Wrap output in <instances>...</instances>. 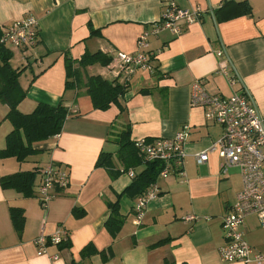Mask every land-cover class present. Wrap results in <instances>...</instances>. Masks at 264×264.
I'll return each mask as SVG.
<instances>
[{"label": "crops", "instance_id": "0c3cea01", "mask_svg": "<svg viewBox=\"0 0 264 264\" xmlns=\"http://www.w3.org/2000/svg\"><path fill=\"white\" fill-rule=\"evenodd\" d=\"M224 1L174 0L181 9L200 8L199 20L183 25L179 35L163 31L150 37L152 71H137L125 81L114 59L118 53L137 52L140 33L160 20L161 0H0L1 31L30 16L38 23L33 48L8 46L11 66L25 68L19 77L25 98L18 111L30 114L43 103L62 105L69 113L59 135L34 144V155L23 162L0 159V178L36 171L31 197L0 186V264H245L223 262L218 253L225 244L222 218L241 190L239 172L232 168L221 176L222 159L216 153H210L204 164L196 163V155L216 142L222 129L205 119L203 109L189 105L192 85L201 82L208 93L223 98L233 91L247 93L264 116V0H234L246 1L251 13L236 15L240 8L230 5L215 17ZM220 49L229 60V76L238 80L234 86L217 72L215 52ZM96 52L110 57V63L88 66L84 75L126 83V93L119 99L122 113L115 104L94 110L84 88L65 90L64 54L79 60ZM7 112L0 103V123L5 125L0 150L12 130ZM183 127L187 136L181 168L163 178L158 175L148 187L155 186L158 196L137 221L133 206L138 196L119 200L117 196L145 166L141 163L123 172L115 158L116 136L128 128L132 142L172 138ZM101 153L112 156L120 172L116 178L95 166ZM50 163L67 171L69 183L42 205L37 197L39 171ZM116 201L123 223L112 236L105 222ZM10 208L22 211L19 232L11 223ZM188 217L196 220L186 221ZM59 228L68 233L66 245H49L46 254L37 255L33 241ZM240 230L253 250L264 255V228L258 220L248 217ZM160 241L166 242L155 245ZM87 245L104 252L106 260L99 254L82 258Z\"/></svg>", "mask_w": 264, "mask_h": 264}, {"label": "built area", "instance_id": "2783aa9c", "mask_svg": "<svg viewBox=\"0 0 264 264\" xmlns=\"http://www.w3.org/2000/svg\"><path fill=\"white\" fill-rule=\"evenodd\" d=\"M161 3L163 12L160 20L140 33L136 40L137 52L134 55L118 53L114 59L125 81L137 71H152L150 62L154 53L149 50L150 37L163 31L179 35L183 25L197 22L202 14L198 7L181 9L174 0H161ZM37 38L38 23L30 16L3 29L0 43L27 50L36 45ZM215 56L219 60L217 72L227 79L230 86H234L238 80L228 74L229 60L225 51L220 49L215 52ZM189 105L203 109L205 119L222 129L221 137L207 150L196 155V163L204 164L210 153H216L222 159L219 174L224 176L230 169L236 168L241 179V190L222 218L225 244L218 251L220 259L226 263L261 264L264 255L253 250L240 229L250 216H254L264 228V116L258 113L247 93L233 91L228 98H223L208 93L201 82L192 85ZM186 136V127H183L172 138L140 139L134 143L143 163L156 161L163 165L159 173V177L163 178L172 170H180ZM39 173L41 179L37 197L42 205H46L54 198L57 189L67 188L69 175L66 170L52 163ZM128 176L132 178L133 172H128ZM157 194L155 186H151L137 197L133 206L137 221L142 219L147 204ZM194 220L195 217L186 218V221ZM68 239L67 231L59 228L51 235L38 236L33 243L40 256L46 254L47 246H60L66 244ZM57 258L52 257L53 260Z\"/></svg>", "mask_w": 264, "mask_h": 264}, {"label": "trees", "instance_id": "16d2710c", "mask_svg": "<svg viewBox=\"0 0 264 264\" xmlns=\"http://www.w3.org/2000/svg\"><path fill=\"white\" fill-rule=\"evenodd\" d=\"M234 5L240 8L236 15H247L251 9L246 1L236 3L234 0H225L219 10L215 12V17L219 15L226 7ZM91 33H95L92 31ZM2 31L0 29V39ZM13 58L11 48L0 43V102L7 105L8 112L5 119L12 126V130L5 138V148L0 150V159L15 158L18 162H23L27 157L34 155L37 151L34 144L48 140L59 135L63 124L68 116V110L62 105L52 107L47 104L39 103L30 114H22L17 106L25 98V91L19 84V77L23 69H14L10 61ZM111 61L101 52L85 53L79 60H73L64 54L65 64V90H74L84 88L89 97L94 110H106L112 104L118 105L119 111H124L119 104V99L126 93V86L116 81H108L99 75H84V70L95 63L101 66H107ZM139 93L146 94L147 90H141ZM119 147L116 160L122 165L123 172L131 167L143 163L138 156L135 143L130 140V130L128 128L121 131L115 139ZM145 168L132 181V183L118 195L134 197L142 195L147 188L153 184L163 165L159 162H148L143 164ZM96 167L105 168L111 179L116 178L120 172L114 168L113 158L110 155L101 153L95 163ZM36 177V171L18 172L12 175L0 178V186L3 189H12L24 197L33 196V183ZM111 213L105 222V227L112 236H115L121 229L123 219L118 212V201L110 205ZM9 216L11 223L17 232L21 231L23 225L22 211L10 208ZM166 241H160L155 245H162ZM66 245V244H65ZM99 254L103 260L104 252H98L92 245H87L81 252L82 258H89L92 255ZM163 264H173L165 261Z\"/></svg>", "mask_w": 264, "mask_h": 264}, {"label": "rangeland", "instance_id": "374dc122", "mask_svg": "<svg viewBox=\"0 0 264 264\" xmlns=\"http://www.w3.org/2000/svg\"><path fill=\"white\" fill-rule=\"evenodd\" d=\"M15 57H16V55H15ZM1 103V102H0ZM1 104H3V103H1ZM5 105V104H4ZM7 106V105H6ZM8 108V107H7ZM5 123V122H4ZM7 123H8V120H7ZM4 129H5V125H3V123H0V136H1V134L4 132Z\"/></svg>", "mask_w": 264, "mask_h": 264}]
</instances>
